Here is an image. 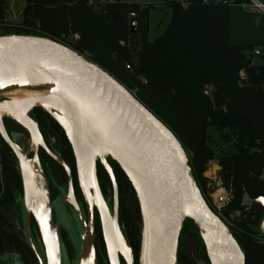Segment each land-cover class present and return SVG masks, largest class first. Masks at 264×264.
Returning a JSON list of instances; mask_svg holds the SVG:
<instances>
[{"label":"water","instance_id":"95a60500","mask_svg":"<svg viewBox=\"0 0 264 264\" xmlns=\"http://www.w3.org/2000/svg\"><path fill=\"white\" fill-rule=\"evenodd\" d=\"M136 29L137 23L131 22L130 33ZM0 83L5 85L0 88V95L47 90V95L41 97L0 101V138L17 162L23 187V237L38 264H62L61 257L68 264H97L96 214L107 263L135 264L119 225L118 188L108 158L124 174L137 201V264H178V243L185 221L192 222L197 230L208 264H245L244 253L233 234L250 225L260 209L263 216L258 233L264 239V198L252 201L246 216L234 218L233 228L227 227L206 203L189 166L190 154L175 135L134 94L87 57L44 37L0 36ZM210 97L214 109L225 103L216 91ZM35 109L49 113L71 148L86 215L75 200L69 168L47 150L36 124L29 118ZM4 120L25 130L35 150L41 147L66 172V200L71 207L70 217L76 218L77 244L57 221L53 223L55 202H49L48 183L37 154L33 160L27 159L20 143L7 134ZM97 164L110 181L111 209L97 180ZM65 213L68 216L66 210ZM30 217L37 226L43 254L33 246L28 228ZM60 229L74 250L71 262Z\"/></svg>","mask_w":264,"mask_h":264},{"label":"trees","instance_id":"16d2710c","mask_svg":"<svg viewBox=\"0 0 264 264\" xmlns=\"http://www.w3.org/2000/svg\"><path fill=\"white\" fill-rule=\"evenodd\" d=\"M95 1L25 0L21 24L8 25L5 0H0V36L51 39L87 57L128 91L136 87L138 101L170 129L190 154L189 166L203 197L205 183H209L205 176L207 163L214 161L220 168L222 188L230 195L224 215L231 218L238 211L244 218L250 203L264 198V55L254 57L260 63H254L252 55L255 49L264 50V19L237 7L246 0H232L231 4L224 0H209L207 4L203 0H184L186 9L165 0L170 9L169 22L162 34L149 42L146 19L150 8L123 3L101 6ZM131 13L135 18L129 19ZM133 21L137 29L131 34ZM74 35L77 41L72 40ZM213 91L225 101L219 109L213 107ZM35 113L46 116L40 109ZM210 132L217 134L219 143L211 144ZM9 151L0 138V173L4 181H17L19 173L11 165ZM107 163L118 188L119 225L137 264L140 226L136 233L129 218L120 222L121 191L124 185L131 186L115 163ZM96 170L99 186L105 178L110 189L103 168ZM262 216L263 210L258 211L250 225L233 234L245 264H264L263 237L258 233ZM96 233L100 235V231ZM182 235L199 238L190 221L184 222ZM61 238L70 260L72 245L64 231ZM187 261L178 243L177 263L189 264Z\"/></svg>","mask_w":264,"mask_h":264},{"label":"flooded vegetation","instance_id":"af4514ba","mask_svg":"<svg viewBox=\"0 0 264 264\" xmlns=\"http://www.w3.org/2000/svg\"><path fill=\"white\" fill-rule=\"evenodd\" d=\"M5 100V99H4ZM2 101V100H0ZM36 110V109H35ZM33 110L29 114V118L36 124L38 131L42 137V141L47 150L53 154L56 158L63 161L64 164L69 168L72 179V187L74 192L75 200L86 215L85 205L80 194L75 171V161L71 151V148L64 136L54 126L53 120L49 116V113L43 111L46 116H39ZM4 127L10 139L13 140L12 136H15L20 141L21 149L26 153L28 160H33L34 155L37 154L39 167L44 174V177L48 183V197L50 204L54 202H61L68 215L70 216L71 207L67 203V174L58 164H56L46 153L39 147L35 150V146L32 144L29 134L23 130L16 123L8 120H4ZM65 138V140H64ZM3 142V141H2ZM6 146V144L3 142ZM7 147V146H6ZM8 148V147H7ZM9 149V148H8ZM10 150V149H9ZM10 152L12 163L11 165L17 168V162ZM70 152V153H69ZM110 160L109 158L107 159ZM1 163V158H0ZM100 165L97 164V167ZM101 167V166H100ZM36 169V166H34ZM61 179L66 181V186H59L55 181ZM102 196L105 199L108 207L111 209L113 204V195L111 188L102 191ZM5 201V204L0 206V264H38L34 252L26 244V241L22 235L24 231L22 219H15L10 207L16 206L21 203L23 207V187L21 183L20 175L18 174L17 181H4L3 176L0 173V204ZM7 210V211H6ZM262 210V209H260ZM258 210V211H260ZM96 225L95 230L100 231V225L97 214L95 215ZM52 220L55 224V212L52 209ZM29 233L32 239L33 246L39 254H43V246L38 233L37 226L32 217L29 218ZM60 233L62 230H59ZM95 231V232H96ZM63 237V235H62ZM264 243V239L261 240ZM201 264V263H198Z\"/></svg>","mask_w":264,"mask_h":264},{"label":"rangeland","instance_id":"374dc122","mask_svg":"<svg viewBox=\"0 0 264 264\" xmlns=\"http://www.w3.org/2000/svg\"><path fill=\"white\" fill-rule=\"evenodd\" d=\"M120 3L137 4L140 6H146L150 8L146 19L149 42L155 41L162 34V32L164 31V29L166 28L169 22L170 9L166 7L165 0H120ZM24 5H25V0H5V6H6L5 23L8 25H20L21 13ZM253 61L254 63H260V59L257 58H254ZM141 83L143 84L145 82H141ZM129 91L136 96L137 94L136 87H130ZM3 95H0V100H3L2 97ZM209 135L212 137L211 144L219 143V141L216 140L217 137L216 133L210 132ZM13 139L15 142L20 143L17 137L13 136ZM223 147H225V149H228V146H223ZM209 165L214 169L216 168V166L212 164ZM208 179H209V183H205V187L207 189L205 194L207 192L213 191L214 189H218L220 183H222L219 177L217 180L214 181H212L210 178ZM263 179H264V174H263ZM55 181L61 187L66 186V181H63L61 179L58 180L55 179ZM214 185L216 186V188L214 187ZM100 187L102 188V191H105L107 188H109L108 181L105 178L101 179ZM121 203L123 205V214L121 216L120 222H122V220H126V218L127 219L129 218V220L132 222L133 230L136 231V233H139V226H140L139 209L135 195L131 190V188L128 187L127 185H124L121 191ZM53 205L55 211V221H57V223L61 225L71 235V238H73L74 241L73 243L75 244L76 243L75 235L77 233V228H75L76 227L75 215L72 214V216L74 215L73 217H70L69 215L67 216L65 210L63 209L64 205L62 206L59 201L55 202ZM8 209L11 210V212L13 213V217L15 219L21 218L23 222V207L21 206V203L16 206H12ZM0 212L2 214L5 213V211H0ZM138 241H139V237H138ZM66 242L68 245H70L69 241ZM95 252L99 264H105L106 255L99 233H96L95 235ZM179 252L182 256L187 258L188 260L187 262H189V264H198V263L208 264L200 238L188 237L186 235H182L179 238ZM70 253H71V259H70L71 262L74 257V250L71 247H70ZM61 261L62 264H68L63 259V257H61Z\"/></svg>","mask_w":264,"mask_h":264},{"label":"built area","instance_id":"2783aa9c","mask_svg":"<svg viewBox=\"0 0 264 264\" xmlns=\"http://www.w3.org/2000/svg\"><path fill=\"white\" fill-rule=\"evenodd\" d=\"M169 2H177L179 3L182 8L186 9L187 4L184 0H167ZM219 0H215L217 2ZM246 3H243L241 5H237L244 13L247 14H252L256 15L260 18L264 19V0H246ZM209 0H203V3H208ZM225 3L231 4L232 0H224ZM120 3V0H96L94 4H99L101 6L105 5H114ZM91 4V2H90ZM135 18V14L131 13L129 14V19ZM73 41L78 40V36L74 35L72 37ZM264 54L263 49H255L252 52L253 57H259ZM126 69H129V67H126ZM205 95H208V92L204 93ZM204 199L210 209L213 211V213L219 217L222 222L229 228H233V219L238 218L241 219V213L240 212H235L231 218H228L224 215L223 211L224 208L228 205L230 202V195L223 189V188H218L214 189L213 191L207 192L204 196Z\"/></svg>","mask_w":264,"mask_h":264},{"label":"bare ground","instance_id":"6f19581e","mask_svg":"<svg viewBox=\"0 0 264 264\" xmlns=\"http://www.w3.org/2000/svg\"><path fill=\"white\" fill-rule=\"evenodd\" d=\"M45 95H47V90H38V91L18 90V91L6 93L2 97H3V99L8 100V101H23L26 99L41 97V96H45ZM218 173H219L218 167H216L214 169V168L210 167V165H208L207 173L205 176L207 178H210L212 181H214V180L218 179V177H219ZM214 187L216 188L215 185H214Z\"/></svg>","mask_w":264,"mask_h":264},{"label":"crops","instance_id":"0c3cea01","mask_svg":"<svg viewBox=\"0 0 264 264\" xmlns=\"http://www.w3.org/2000/svg\"><path fill=\"white\" fill-rule=\"evenodd\" d=\"M208 164H212V165H214V166H216V167L219 168L218 164H217L216 162H214V161H210V162L207 163V165H208ZM207 165H206V166H207ZM219 173H220V168H219ZM203 174H204V173H203Z\"/></svg>","mask_w":264,"mask_h":264},{"label":"snow or ice","instance_id":"6c2138e0","mask_svg":"<svg viewBox=\"0 0 264 264\" xmlns=\"http://www.w3.org/2000/svg\"><path fill=\"white\" fill-rule=\"evenodd\" d=\"M5 87V85L3 83H0V88Z\"/></svg>","mask_w":264,"mask_h":264}]
</instances>
